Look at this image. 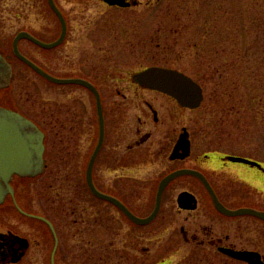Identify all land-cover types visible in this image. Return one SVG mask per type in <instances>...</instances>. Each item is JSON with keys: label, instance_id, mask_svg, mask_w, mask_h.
Masks as SVG:
<instances>
[{"label": "rangeland", "instance_id": "374dc122", "mask_svg": "<svg viewBox=\"0 0 264 264\" xmlns=\"http://www.w3.org/2000/svg\"><path fill=\"white\" fill-rule=\"evenodd\" d=\"M60 1L72 24L68 44L56 52H44L23 39L19 48L28 58L53 75L85 76L101 85L105 83L99 74L106 73L110 85L113 79L128 78L141 68H178L204 89L201 107L187 111L196 142H204L196 148L218 147L228 153L252 155L253 149L263 148L264 152V0H160L125 11L108 9L100 0ZM20 31L45 40L57 36L60 27L47 0H0V50L14 71L10 86L0 89V102L17 106L37 120L42 100L48 105L60 97L54 83L14 55L13 39ZM87 66H92V71ZM75 91L89 100L84 90ZM90 99L93 144L98 125L95 98ZM62 133L48 136V174L25 183L27 193L25 184L18 185L22 204L30 199L33 208L48 214L53 206L55 217H59L60 256L56 264H227L222 258L214 263L187 260L186 250L193 248L183 246L180 229L189 224L195 230L202 214L180 211L176 195L181 185L192 184L177 183L176 191L166 194L161 215L151 225L136 226L88 192L81 165L83 150L88 147L86 137L80 136L74 147L67 131ZM239 167L244 168L235 166ZM150 169L149 165L144 172ZM139 185L133 206L146 215L154 204V187L151 183ZM12 205L10 201L0 210V229L14 223L13 228L31 233L35 239L33 222L20 224L16 211L5 213ZM53 245L51 241L47 247L48 260L36 263L39 253L34 244L33 261H28L29 255L26 264H51Z\"/></svg>", "mask_w": 264, "mask_h": 264}, {"label": "flooded vegetation", "instance_id": "af4514ba", "mask_svg": "<svg viewBox=\"0 0 264 264\" xmlns=\"http://www.w3.org/2000/svg\"><path fill=\"white\" fill-rule=\"evenodd\" d=\"M123 1L127 5L110 4L105 0H100V3L108 9L125 11L138 9L141 6L149 7L160 2V0ZM47 2L55 15L60 32L52 40H45L35 34L33 35L46 43H51L60 37L62 23L59 16L50 6L49 0ZM54 2L65 18L67 33L64 40L56 47L45 48L38 46L44 52L58 51L65 44H68V37L71 34V20L63 4L60 0H54ZM80 2L82 3V1ZM84 33L87 34L86 32ZM79 37L82 36L79 35ZM98 66L101 68L102 64L99 63ZM87 67L88 70L93 69L92 66ZM146 68L148 67L128 74V78H115L110 85L106 84L108 81L106 73L99 74L100 81L103 80L105 85H101L85 76L65 77L57 75L61 78H84L93 83L100 93L105 136L93 165L92 175L95 186L101 192L122 201L133 213L146 217L155 209L158 189L164 178L173 172L183 169L198 171L207 180L213 192L209 190L203 179L198 175L188 173L177 175L168 183L163 191L161 210L155 220L165 209V199L168 191H176L177 183L192 184L196 188H191L192 185L190 187H182L181 185L176 195V203L180 211L187 213L199 211L202 214L201 221L203 223H199L195 230H191L189 224H182L180 229L183 246H191L193 248L186 250L189 251L186 252L187 260L214 263L217 259L222 258L227 264H264L263 148L253 149V155L241 152L228 153L220 151L218 147L209 150L196 148V145L201 146L204 142L201 140L198 144L196 142L197 138L194 137V133L189 128L187 120L189 108L182 105L171 95L140 84L136 80L135 74ZM167 68L182 71L174 67ZM44 69L47 70L46 68ZM54 85L58 88V97L61 100L60 98L54 99L48 105L42 100L41 108L37 111L39 119L35 120L31 118L45 135L44 170L41 174L35 176L14 175L11 181L14 193H9L3 205L0 206L1 210L11 201L14 207L5 213L9 214L12 211L13 213L16 211L22 221V223L21 221L19 222L20 224L27 223V221L33 222L32 233L34 234L35 232V239L31 233L28 235L25 231L21 232L13 228L14 223H12L11 227L6 228V230L0 229L1 242L4 243V253L0 255V264H26L29 255L31 258L28 261H33L30 253L34 244L36 245V254L39 253L36 255L35 262L42 263L48 260L45 254L51 241L54 242V245L50 254V263L56 264L60 256V239L58 234L60 228L57 222L59 217H55L53 206L51 207L53 209L52 214H48L38 211L37 208H33L30 199L28 201H24L25 199H23L24 203L22 204L19 196L21 188L18 187L20 184L34 183L39 178H42V176L48 174L50 148L47 141L50 134L59 135L63 134L62 131L66 130L67 134L71 136V144L74 147L79 144L81 140L80 136L84 140L86 137L88 147L83 150L81 162V165L85 167L83 183H85L88 192L94 198L109 203L122 216L127 218L114 204L93 195L88 186L87 170L98 145L100 134V118L95 94L88 87L79 84ZM77 88L88 93L90 95V97L88 96L89 100L86 99V96L77 93L75 91ZM72 91L76 93L72 94ZM91 96L95 98L96 102V121L98 125V138H94L93 144L91 142L93 130ZM0 106L20 112L29 117L17 106H8L2 104V102H0ZM94 129L96 130V128ZM182 139L183 142L189 139V153L183 147L177 149ZM72 150L76 153L75 149ZM229 157L244 158L257 163V165L233 161ZM149 165L151 171L147 170L144 172L145 168ZM236 165L243 166L244 168H235ZM139 183H151L154 187V204L146 215H141L133 206V199L138 193V189L141 188ZM28 189L29 187L25 184L23 191L27 193ZM173 193L176 192L173 191ZM181 193H188L193 196V201L190 204L195 205V208H183L179 205L178 199ZM214 196L224 207L235 213L226 214L220 211L215 205ZM246 209L260 214L236 212ZM76 211L77 209L74 208L73 212L76 213ZM127 220L135 224L130 219L127 218ZM153 222L145 226L151 225ZM135 225L140 226L138 224ZM21 239H27V248L24 247L25 242ZM41 250L44 251V254H42ZM226 250L230 251V253L226 252ZM21 254L22 258L18 260ZM241 255H250V258L244 259L241 258Z\"/></svg>", "mask_w": 264, "mask_h": 264}, {"label": "water", "instance_id": "95a60500", "mask_svg": "<svg viewBox=\"0 0 264 264\" xmlns=\"http://www.w3.org/2000/svg\"><path fill=\"white\" fill-rule=\"evenodd\" d=\"M110 4H119V5H127L123 0H105ZM50 6L55 11V13L59 16L62 23V33L58 40L46 43L41 39L37 38L33 34L28 31H20L15 38L13 39V53L14 55L27 64L30 68H32L39 75L47 79L48 81L55 84H79L85 87H88L96 96L97 99V110L100 118V134L98 145L93 153L91 158V162L88 166L87 170V182L88 186L93 193V195L97 196L100 199L107 200L118 207L131 221L139 225H147L151 223L159 214L161 210L162 204V195L163 191L168 185V183L177 175L181 174H194L198 175L203 179V182L207 185L211 192L212 189L204 178V176L198 171H194L191 169H183L169 174L166 178L162 180L160 183L157 197H156V206L154 211L147 217H140L134 214L122 201L119 199L101 192L94 184L93 181V165L95 159L100 151V148L103 144L104 136H105V128H104V117L103 110L101 104V96L93 83L84 79V78H61L53 76L52 74L45 71L42 67H40L33 60L24 55L20 48L19 42L22 39H28L33 43L45 47V48H53L59 45L65 38L67 33V25L65 18L54 0H49ZM13 76V67L4 57L2 52L0 51V89L8 87L11 84V79ZM136 80L142 84L147 86L148 88L155 89L166 94H169L176 98L182 105L188 108H197L201 105L204 99V91L202 86L196 82L193 78L186 75L185 73L161 66H152L143 71H140L135 74ZM179 147H183L187 150V153L190 151V141L189 139L181 140L179 142L177 149ZM44 152H45V135L43 131L38 127V125L22 115L21 113L0 106V205H2L5 201V198L9 193L13 194V187L11 181L13 180L14 175L20 176H35L41 174L44 170ZM233 161L249 163L251 165H257V163L249 161L240 157H229ZM188 193H181L179 195V205L183 208H195V205H191V201H193V196ZM216 207L226 213L231 214L235 213L224 207L214 196ZM236 212H252L257 213L253 210H243ZM264 216V214H263ZM1 236V234H0ZM19 238V237H17ZM25 242L24 247H28L27 239H21ZM3 246L4 243L1 242L0 238V255H3ZM226 252L230 253V251L226 250ZM21 256L18 258L21 259ZM241 258L249 259L250 255H241Z\"/></svg>", "mask_w": 264, "mask_h": 264}]
</instances>
